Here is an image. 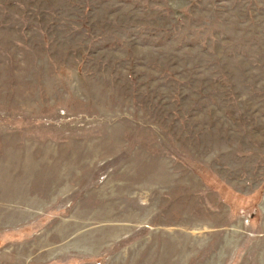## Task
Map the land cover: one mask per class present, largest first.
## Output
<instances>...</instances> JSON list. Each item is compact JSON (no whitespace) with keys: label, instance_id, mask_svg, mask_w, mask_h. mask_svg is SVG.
<instances>
[{"label":"rangeland","instance_id":"374dc122","mask_svg":"<svg viewBox=\"0 0 264 264\" xmlns=\"http://www.w3.org/2000/svg\"><path fill=\"white\" fill-rule=\"evenodd\" d=\"M0 264H264V0H0Z\"/></svg>","mask_w":264,"mask_h":264}]
</instances>
